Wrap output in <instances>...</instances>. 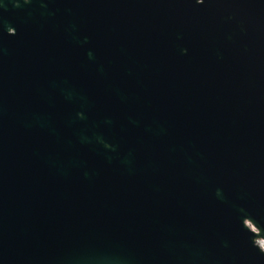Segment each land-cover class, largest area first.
Wrapping results in <instances>:
<instances>
[{
    "label": "water",
    "instance_id": "95a60500",
    "mask_svg": "<svg viewBox=\"0 0 264 264\" xmlns=\"http://www.w3.org/2000/svg\"><path fill=\"white\" fill-rule=\"evenodd\" d=\"M264 0H0V264H264Z\"/></svg>",
    "mask_w": 264,
    "mask_h": 264
},
{
    "label": "built area",
    "instance_id": "2783aa9c",
    "mask_svg": "<svg viewBox=\"0 0 264 264\" xmlns=\"http://www.w3.org/2000/svg\"><path fill=\"white\" fill-rule=\"evenodd\" d=\"M258 244L262 248V250H264V241H260V242H258Z\"/></svg>",
    "mask_w": 264,
    "mask_h": 264
}]
</instances>
